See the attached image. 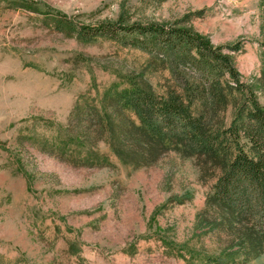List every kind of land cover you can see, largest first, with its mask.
<instances>
[{
	"label": "rangeland",
	"instance_id": "obj_1",
	"mask_svg": "<svg viewBox=\"0 0 264 264\" xmlns=\"http://www.w3.org/2000/svg\"><path fill=\"white\" fill-rule=\"evenodd\" d=\"M33 1L0 2V264H189L169 246L211 251L216 236L195 221L215 175L196 157L168 150L134 168L111 154L109 164L77 166L19 135L57 132L81 94L126 85L128 75L144 73L158 91L171 81L139 48L54 28L55 11L75 24L191 12L186 26L214 44L239 43L231 54L240 80L264 104V0ZM220 113L228 122L231 105ZM263 262L264 252L242 264Z\"/></svg>",
	"mask_w": 264,
	"mask_h": 264
},
{
	"label": "trees",
	"instance_id": "obj_2",
	"mask_svg": "<svg viewBox=\"0 0 264 264\" xmlns=\"http://www.w3.org/2000/svg\"><path fill=\"white\" fill-rule=\"evenodd\" d=\"M2 1L11 8L37 6L33 0ZM191 15L140 21L121 12L115 19L75 24L55 11L54 28L83 41L106 37L139 48L149 54L148 66L167 69L171 81L158 91L144 73L128 75L126 85L81 94L64 128L19 138L77 166L109 164L111 154L134 168L168 150L196 157L215 180L195 227L218 243L209 252L187 243L170 245L169 252L189 264H242L264 252V104L240 80L231 54L239 43L214 44L185 25ZM229 104L226 122L220 112Z\"/></svg>",
	"mask_w": 264,
	"mask_h": 264
}]
</instances>
